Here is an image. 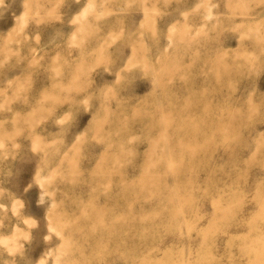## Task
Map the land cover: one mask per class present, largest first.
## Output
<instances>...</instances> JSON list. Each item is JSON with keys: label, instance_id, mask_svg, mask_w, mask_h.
Masks as SVG:
<instances>
[{"label": "rangeland", "instance_id": "374dc122", "mask_svg": "<svg viewBox=\"0 0 264 264\" xmlns=\"http://www.w3.org/2000/svg\"><path fill=\"white\" fill-rule=\"evenodd\" d=\"M0 264H264V0H0Z\"/></svg>", "mask_w": 264, "mask_h": 264}, {"label": "bare ground", "instance_id": "6f19581e", "mask_svg": "<svg viewBox=\"0 0 264 264\" xmlns=\"http://www.w3.org/2000/svg\"><path fill=\"white\" fill-rule=\"evenodd\" d=\"M43 261V260H42Z\"/></svg>", "mask_w": 264, "mask_h": 264}]
</instances>
